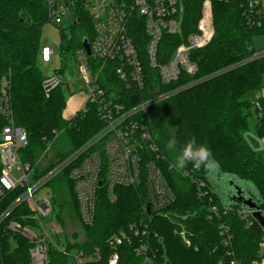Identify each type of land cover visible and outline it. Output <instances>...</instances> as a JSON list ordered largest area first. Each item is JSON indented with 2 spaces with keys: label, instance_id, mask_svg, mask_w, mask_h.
I'll return each instance as SVG.
<instances>
[{
  "label": "trees",
  "instance_id": "1",
  "mask_svg": "<svg viewBox=\"0 0 264 264\" xmlns=\"http://www.w3.org/2000/svg\"><path fill=\"white\" fill-rule=\"evenodd\" d=\"M202 2L182 0L181 32L178 36L163 35L158 48V62L167 61L175 47L183 43L189 34L196 32ZM210 2L214 34L205 48L190 53V60L198 68L195 76L181 73L177 82L162 84L144 55L146 37L141 17H134L136 27L131 31L133 41L140 49L146 78L144 88L133 93L136 102L168 95L152 105L146 116L148 130L158 147V153L166 158L160 161L161 171L176 197L167 209L171 213L170 219L153 214L148 221L150 216L144 210L146 194L143 187L139 190L116 188L115 202H110L105 191L100 190L93 223L88 227H80L77 234L65 236L63 245L66 253H91L98 248L102 256L96 264H107V238L144 219L150 232L163 240L164 252L160 248L157 263L229 264L235 259L240 264H251L258 259V244L264 232L256 221L246 227V222L236 214L242 209L236 205L226 206L220 201L209 184V173L203 168L199 169L200 176L211 189L210 202L207 197L198 196L196 188L188 179L169 170V165L175 164L171 151L178 155L189 141L206 145L212 168L221 176L251 183L259 195L260 210L264 213V159L257 156L243 138L249 129L247 118L251 109L256 115L255 132L258 137L264 136V98L257 99L261 115L256 104L246 98L262 88L264 56L254 55L263 50L254 49L253 39L264 36V18L253 15V20L259 21V26H252L248 22L245 0ZM77 17L79 23L69 27V40L68 35H64L61 30V64L56 74L62 80L67 78L65 73L73 64L74 51L84 41L90 43L93 38L89 15L79 9ZM45 23L47 15L44 0H0V81L6 79L10 83L14 125L22 128L28 137V145L20 153L21 160L32 166L34 180L42 177L101 130L94 107H89L86 113H78L70 125L62 118L66 102L71 97L64 83L53 90L48 98L44 96V77L39 56L43 46L40 42L41 26ZM3 124L0 121V129ZM167 127L171 128V133ZM56 134L67 137L69 149L59 151L54 162L40 169L36 163L45 148L55 142ZM190 168L193 166L188 164L184 169ZM63 177L65 179V174ZM65 181L63 193L51 199L55 207L52 217L61 228H65V224L72 220L78 225L77 203L70 183L67 179ZM18 194L19 191L5 196L4 205H9ZM209 205L216 207V214L208 212ZM223 207L232 211L224 212ZM29 213L27 206L21 204L0 226V264H29L31 245L19 234L6 229L9 220L34 226L33 221L21 219V216ZM221 223L231 236L227 246L219 233ZM180 224L188 233L191 247H186L176 233ZM48 264L74 262L70 256L49 246ZM118 264H142V259L135 256L131 247L124 245L119 250Z\"/></svg>",
  "mask_w": 264,
  "mask_h": 264
},
{
  "label": "built area",
  "instance_id": "2",
  "mask_svg": "<svg viewBox=\"0 0 264 264\" xmlns=\"http://www.w3.org/2000/svg\"><path fill=\"white\" fill-rule=\"evenodd\" d=\"M44 4L48 22L69 13L73 18L72 25H77L79 9L89 15L93 31V38L89 43L90 54L87 55L82 45L72 56L75 80L82 82L84 88L83 101L71 116H65V120L70 121L78 113H86L89 107H94L101 130L42 177L34 180L32 166L23 162L20 155L28 145V137L22 128L14 125L9 96L10 83L6 79L1 80L0 121L4 124L0 129V226L15 208L25 204L30 213L21 216V219L33 221L34 226L9 220L6 229L19 234L31 245L29 264H48L49 246L70 256L74 264H96L102 256L98 248L91 253H66L63 244L65 236H70L71 233L66 234L64 228L52 217L51 198L35 199V194L55 178L65 174L77 203L80 228L93 223L100 190L105 191L110 202H115L116 188L139 190L143 187L146 194L144 210L147 215L155 214L170 219L171 213L167 209L175 202L176 197L161 171L160 161L166 158L158 153V147L148 130L146 116L152 105L168 95L162 94L147 101L136 102L133 93L144 88L146 78L140 49L134 43L131 31L136 27L134 17H141L146 37L144 55L147 63L155 70L162 84H172L178 81L181 73L196 75L198 68L190 60V53L205 48L213 37L212 5L210 0H203L196 32L189 34L183 43L175 47L171 57L162 63L158 62L157 54L163 35L178 36L181 32L182 0H44ZM244 7L248 13V22L252 26H259V21L253 20V15L264 18V0H245ZM69 39L68 35L67 40ZM56 54H59V50L43 45L39 56L41 64H53ZM259 56H264V50L254 55ZM58 68H53L52 75L44 77L42 81V91L46 98L64 83L56 74ZM255 104L261 115L260 104ZM169 170L188 179L196 188L198 196L207 197L210 202L211 189L200 176L199 169L177 170L170 164ZM14 171L20 175L19 182L13 177ZM17 191L19 194L15 199L9 205H4V197ZM223 209L224 212L232 211L227 207ZM208 212L216 214L217 209L209 205ZM236 214L246 222V227L255 222L252 211L238 210ZM148 218L150 221L151 216ZM44 219L48 220L46 224L43 223ZM219 233L224 245H229L231 236L222 223ZM177 234L186 247H191L192 242L183 225H178ZM142 237L146 239L143 240ZM124 245L132 248L135 256L142 259V264H160L157 261L160 248L164 252L163 240L156 233L150 232L144 219L107 238V264H118L119 250ZM194 250L197 251V248ZM257 256L258 259L251 264H264V235L258 244ZM229 264L240 262L232 259Z\"/></svg>",
  "mask_w": 264,
  "mask_h": 264
},
{
  "label": "rangeland",
  "instance_id": "3",
  "mask_svg": "<svg viewBox=\"0 0 264 264\" xmlns=\"http://www.w3.org/2000/svg\"><path fill=\"white\" fill-rule=\"evenodd\" d=\"M72 23H73V18L71 14L69 13H67L65 16L60 17L59 19H52L51 22L47 21V23L41 26L40 42L45 46L59 50V47L61 44V30L64 31L63 33L64 35H69V32H70L69 27L70 25H72ZM253 47L256 51L264 50V36L255 37L253 39ZM60 57H61L60 53L56 54L54 56L53 64H50L49 66L42 65L40 67L41 74L43 77H48L52 75L53 68H57L60 66ZM65 75L67 78L64 80V85H66V87L68 88V91L71 97L67 100L65 109L62 114V118L64 120H65V116L66 117L71 116L72 110L78 104H80V102L83 99V95H84V88H83L82 82L75 80L76 72L73 68V64H71V67H69V70L66 71ZM262 92H264V75L262 76V88L257 92L250 93L249 95H247L246 98L255 103L257 102L258 96H260L261 94L264 96ZM249 113L250 114L248 115V118H247L249 121V129L247 132L244 133L243 138L245 142L249 143L250 145H253V141L257 139L255 130H254L255 125H256V115H255L254 109H251ZM66 122L70 125L71 120L70 121L66 120ZM167 128H169L168 130L171 133V128L170 127H167ZM57 136L58 134L55 135V139L57 138L55 142H52L50 145H48V147H46L44 152L40 155V158L36 163V164H39L38 167L40 169L46 166L47 164L54 162V159L56 158V155L59 153V151H64V150L66 151L69 149V142L67 140V137L64 134H61L58 137ZM251 138L253 139L251 140ZM171 153L174 158L173 161L175 162L177 153L176 152L174 153L173 151H171ZM61 176L63 177V175H60L54 180H52L48 185L41 188L35 194V199L40 198V197H48L52 199L54 195L62 194L63 191L65 190L64 188L66 187V183H65L66 176H65V179L64 177L60 178ZM13 177L15 178L17 182L20 181V175L16 171H14ZM224 179H225V183L223 184V188L225 189V191L230 190V194L235 193V190L230 185V183H232L234 186L242 189L247 195H251L254 198H256L257 191L251 183L241 181V180H238L230 176H225ZM209 183L213 190L215 189L217 190V187L219 186V184L215 181V179L210 177ZM224 200H227V199L225 198ZM220 201L222 203H225L222 199H220ZM47 221H48L47 219H44L43 223L46 224ZM74 223L75 222L72 220L65 224L66 227L64 228V230L66 234L71 233L72 235L74 233L76 234L78 233L79 227L78 225Z\"/></svg>",
  "mask_w": 264,
  "mask_h": 264
},
{
  "label": "water",
  "instance_id": "4",
  "mask_svg": "<svg viewBox=\"0 0 264 264\" xmlns=\"http://www.w3.org/2000/svg\"><path fill=\"white\" fill-rule=\"evenodd\" d=\"M82 45L86 50L87 55H89L90 54L89 43L87 41H84ZM210 177L215 179V181L219 184L217 190L215 189L213 191L219 199H222L226 203L223 204L226 206L236 205L240 209L252 211V216L254 220L259 224L262 231L264 232V213L260 210V199L258 193L256 198H254L251 195H247L242 189L230 183L231 187L235 190L234 194H230V190L225 191V189L223 188V184L225 183V179H224L225 176H221L212 167H211V172L208 174V181ZM225 198L227 200H224ZM147 212H149V207H147Z\"/></svg>",
  "mask_w": 264,
  "mask_h": 264
},
{
  "label": "clouds",
  "instance_id": "5",
  "mask_svg": "<svg viewBox=\"0 0 264 264\" xmlns=\"http://www.w3.org/2000/svg\"><path fill=\"white\" fill-rule=\"evenodd\" d=\"M188 164H191L196 169L203 168L205 172L210 173L212 160L208 147L206 145H197L192 141L186 143L179 151L174 166L177 170H182Z\"/></svg>",
  "mask_w": 264,
  "mask_h": 264
},
{
  "label": "crops",
  "instance_id": "6",
  "mask_svg": "<svg viewBox=\"0 0 264 264\" xmlns=\"http://www.w3.org/2000/svg\"><path fill=\"white\" fill-rule=\"evenodd\" d=\"M263 94H264V92H262ZM262 95V94H261ZM258 96V97H260V98H264V96L262 95V96ZM257 97V98H258ZM82 101H83V99H82ZM82 101L80 102V104H78L73 110H72V112L73 111H75L76 109H78L80 106H81V103H82ZM255 130V129H254ZM255 134H256V132H255ZM256 137H257V139L256 140H254L253 141V145H250L249 143H247L249 146H250V148L255 152V154L257 155V156H259V157H261V158H264V136L263 137H258L257 136V134H256ZM256 137H254V138H256ZM253 138H251V140H252Z\"/></svg>",
  "mask_w": 264,
  "mask_h": 264
}]
</instances>
